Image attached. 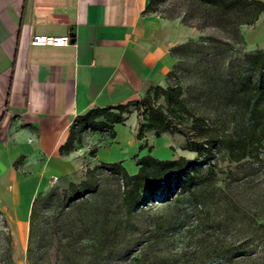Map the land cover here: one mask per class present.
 I'll return each instance as SVG.
<instances>
[{"label":"rangeland","instance_id":"obj_1","mask_svg":"<svg viewBox=\"0 0 264 264\" xmlns=\"http://www.w3.org/2000/svg\"><path fill=\"white\" fill-rule=\"evenodd\" d=\"M263 11L236 0H153L145 9L159 19V32L170 47L182 44L171 51L174 61L160 85L178 94L191 114L199 117L206 135L233 131L241 80H264L263 71L252 74L241 64L242 52L264 48ZM151 102L168 113L172 130L163 133L165 139L162 134L151 138V130L145 131L146 143L151 138L152 145L149 151L139 148L142 153L137 155H182L195 158L203 169L194 189L198 202L188 229H168L164 234L152 229L156 220L171 212L163 199L177 191L182 176H174L151 193L143 192L133 215L136 225L115 249L107 251L96 234L101 213L121 216L122 212L117 207V180L102 169L98 176L103 188L97 203L86 208L73 204L82 197L72 202L51 196L36 207L29 242L27 236L24 240L14 237L0 212V264H197L216 251L230 256L222 264H264V139L252 154L237 160L216 141L207 156L197 155L184 147L186 141L177 131L196 137L190 116L160 93ZM138 113L131 108L125 120L137 118ZM88 132L97 131L83 132L79 146ZM86 159L83 155L77 173L68 178L77 181L85 167L99 162ZM207 164L212 171H205ZM125 166L131 172L127 162ZM135 252L139 258L132 260Z\"/></svg>","mask_w":264,"mask_h":264},{"label":"crops","instance_id":"obj_2","mask_svg":"<svg viewBox=\"0 0 264 264\" xmlns=\"http://www.w3.org/2000/svg\"><path fill=\"white\" fill-rule=\"evenodd\" d=\"M146 3L0 0V212L16 239L27 236L33 196L51 186L52 175L56 184L75 175L83 155L136 170L135 116L114 124L113 137L88 132L76 149L58 145L76 114L163 83L174 60ZM32 34H67L69 41L31 44Z\"/></svg>","mask_w":264,"mask_h":264},{"label":"trees","instance_id":"obj_3","mask_svg":"<svg viewBox=\"0 0 264 264\" xmlns=\"http://www.w3.org/2000/svg\"><path fill=\"white\" fill-rule=\"evenodd\" d=\"M152 1L147 0L145 9ZM236 1L246 5H255L258 11L264 10V0ZM179 45L171 46L170 54ZM241 64L244 70L252 74L264 72V48L242 52ZM170 68L167 74H169ZM238 91L235 105V111L238 113L234 116L232 132L204 134L202 131L205 126L198 124L199 117L191 114L178 94L171 92L167 87L154 84L149 86L145 93L137 99H128L103 106L94 105L83 113L76 114L68 127L65 140L58 145V151L67 152L78 147L82 133L87 130L105 133L107 136L113 137L114 124L124 121L131 108L139 111L134 133V137L140 140L138 149L146 147L149 151L151 145L146 143L145 131L151 130L153 136H159L172 130L168 113L158 104L154 105L151 102V99L160 93L170 105L180 110L182 114L190 116L196 137L190 139L186 132L181 129L177 130L186 141L185 148L194 150L197 155L207 156L216 141L220 147L226 150L231 159L237 160L248 153L252 154V151L264 139V80L262 78L241 80ZM95 148L94 145L88 150L89 155L94 154ZM194 159L182 155L157 157L146 152L135 156L137 168L133 172H128L120 160L99 161L97 164L87 166L83 176L77 181L67 178L64 182L56 184L52 190L38 191L33 196L28 218L27 242H29L33 230V218L37 205L44 203L51 196L72 202L74 199L82 197L73 204L83 205L86 208L93 207L103 188L98 176V171L102 169L117 180L119 191L117 207L122 212L121 216H110L106 210L101 213L102 220L96 234L101 235L99 244H102V247L107 251L115 249L124 239L126 233L132 231L136 225L133 215L136 207L143 200V192L151 193L159 183L166 182L168 184L170 178L174 176H182L180 184H177V191L172 196L163 199V203L166 207L171 208V212L168 216L156 220L152 229L154 233L159 234H164L168 229H173V231L184 229L186 231L188 229L187 221L192 216L193 209L198 202L194 189L200 183V174L203 171L200 163H195ZM204 169L212 171L209 164ZM26 248L28 252L29 246ZM229 257L216 251L206 260L197 264H222ZM130 258L138 259L139 253L135 252L130 255Z\"/></svg>","mask_w":264,"mask_h":264},{"label":"built area","instance_id":"obj_4","mask_svg":"<svg viewBox=\"0 0 264 264\" xmlns=\"http://www.w3.org/2000/svg\"><path fill=\"white\" fill-rule=\"evenodd\" d=\"M68 41L69 36L67 34H32L29 38L31 44L63 45ZM56 178L55 175H52L49 184L52 185Z\"/></svg>","mask_w":264,"mask_h":264}]
</instances>
